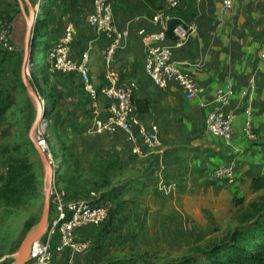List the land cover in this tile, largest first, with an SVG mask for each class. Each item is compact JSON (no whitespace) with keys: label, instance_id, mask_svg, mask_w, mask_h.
Segmentation results:
<instances>
[{"label":"crops","instance_id":"obj_1","mask_svg":"<svg viewBox=\"0 0 264 264\" xmlns=\"http://www.w3.org/2000/svg\"><path fill=\"white\" fill-rule=\"evenodd\" d=\"M24 1L28 0H0V12L13 23ZM111 1L119 29L128 30V43L116 52L112 67L120 81L132 87L135 111L146 127L158 130L162 144L159 148L140 144L142 153L135 154L121 131H87L92 123L90 99L78 73L53 77L61 84L62 96L51 119L57 125H70L62 135L66 148H59L58 153L69 154L75 161L74 169L61 173L68 182L62 189L68 199L110 204L112 210L106 227L103 223L77 230L76 238L91 241L88 249L74 254L54 249L51 264H134L130 259L137 254L167 246V237L172 244L187 230L201 223L206 226L204 213L208 211L202 201L231 203L234 194L252 199L257 194L250 187L252 178L264 175V0H234L232 10L224 14L220 12L221 0H181L177 12L194 30L181 46H175L176 21L172 20L163 43L171 47L172 58L202 89L189 100L177 82L161 90L143 71L154 44L148 36L155 30L151 16L157 1ZM37 7L41 10L36 16L48 11L53 18L49 29L36 36L39 40L34 41L29 57L45 53L71 24L76 30L72 57L88 53L91 80L96 86L104 84L108 72L103 58L105 40L87 20L91 0H40ZM38 42L41 45L37 46ZM25 56L24 51L23 61ZM13 64L7 57L0 69ZM251 77L255 79L252 85ZM7 79V75L0 78V87H8ZM219 89L230 91L221 108L234 117L230 145L206 128V115L216 109L214 98ZM248 108L255 134L251 140L242 132ZM91 156L100 158L95 185L80 180L93 167ZM232 160L236 163L234 183L215 180L214 168ZM55 169L60 174V166ZM91 191L96 196H91ZM193 206L199 209L194 211Z\"/></svg>","mask_w":264,"mask_h":264},{"label":"built area","instance_id":"obj_2","mask_svg":"<svg viewBox=\"0 0 264 264\" xmlns=\"http://www.w3.org/2000/svg\"><path fill=\"white\" fill-rule=\"evenodd\" d=\"M157 9L151 16V22L155 28L148 38L154 42L150 46L148 55L143 63L144 74L161 90H165L173 81L184 92L186 99H193L202 91L191 74L172 58L171 47L164 44L170 21H176L174 27L175 46H181L189 34L194 30L193 25H186L178 14L181 0H156ZM234 0H221L220 12L222 14L232 10ZM99 37L105 40L103 58L107 65V76L104 84L96 86L91 80L89 72V54L84 52L78 59L72 57V48L75 27L67 24L57 41L45 51V59L49 63L48 69L52 73L77 72L81 81V87L90 99V115L92 119L91 129L94 132H123L131 143V150L135 154H141V145L150 148H159L162 141L158 130L154 127H146L137 114L133 104V90L128 84L120 81V76L112 67L115 54L128 43V30H120L114 18V6L111 0H91V11L87 17ZM9 24L0 16V46L14 50L15 45L8 41ZM264 56V51L263 55ZM30 62L27 63L33 64ZM254 77L250 78V84L254 83ZM230 91L219 89L216 92L214 102L216 109L206 115V128L208 132L219 137L226 145H230L234 136L231 113L221 111L227 104ZM100 97L104 98V104L100 105ZM243 135L248 139H254L252 112L248 108L242 128ZM39 148L44 155L51 159V150L48 144L38 141ZM57 160V159H55ZM57 162V161H56ZM235 161L221 164L214 168L215 180L226 182L230 185L235 180ZM59 164L56 163V167ZM58 169L52 172V179L48 184L49 214L47 226L40 238L35 240L30 249L26 264H51L53 250L68 249L71 253H80L91 246V241L76 238V232L82 227L100 226L109 217L111 205L92 202L85 198L68 199L65 191L58 184ZM91 196L96 192L91 191Z\"/></svg>","mask_w":264,"mask_h":264},{"label":"rangeland","instance_id":"obj_3","mask_svg":"<svg viewBox=\"0 0 264 264\" xmlns=\"http://www.w3.org/2000/svg\"><path fill=\"white\" fill-rule=\"evenodd\" d=\"M28 1L22 2L21 11L14 18L13 23L7 22L9 24L8 41L19 48L18 56L21 58L18 60V58L11 56V59L15 61L14 64L7 69H0V76L7 75L8 77V87L11 89L14 101L7 112V120L0 127V175L5 171L7 161L10 158L21 157L31 163L32 171L36 175L37 189L35 192L25 193L17 204L10 205L0 202V264L10 263L21 238L39 219L45 199L48 197L47 187L52 179V172L57 168L56 163L60 166L59 182L61 188L63 183L68 185V182L63 181L61 177L62 171L72 170L75 166L74 157H70L69 154L62 156L58 153L59 148H66L62 135L64 129H69L70 125L66 127L57 125L51 119L62 96V91L59 88L61 84L54 81L55 78L53 77L61 73H52L48 69L49 63L46 61L44 53L36 54L35 59L30 58L28 54L30 51L32 52L31 48L34 41L39 40L36 38L35 24L38 21L42 24L38 34L43 33V30L49 29L53 17L48 11H43L44 14L39 12L41 16H36V12L41 10L39 9L40 6L37 7L40 0ZM35 17L37 18L35 19ZM13 39L17 40L19 44H16ZM36 45L41 44L38 42ZM24 51L26 54L24 62L27 64V58H29L32 61L35 60L36 64L32 62L33 64L26 66V74L23 80L21 73ZM14 79L16 84L13 83ZM45 95H50L49 102L46 98L42 99V96ZM40 109H42V113L39 115ZM87 131L94 132L91 127ZM39 140L48 144L52 154L51 159H48L39 148ZM63 158L64 161L62 162ZM99 160V157H90V165L93 167L80 176L82 183L89 181L90 184L95 185L97 180L93 177L99 173ZM242 198L244 201L238 202ZM246 198L234 194L231 203H218L216 205L205 202L206 200L202 201L206 203V211H208L205 212L206 214L204 213L206 226L201 223L194 229L187 230L179 240L173 238L172 244H168L171 237H167V246L152 249L145 255L157 259L158 262H163V260L177 259L193 254L196 250L221 241L232 229L242 224L241 219L245 214L251 212L248 205L251 198ZM193 208L194 211L199 209L197 206H193ZM191 221H194L193 218ZM196 222L198 223L197 219ZM180 242L185 243V245L181 247ZM157 251L161 252V255H158Z\"/></svg>","mask_w":264,"mask_h":264},{"label":"trees","instance_id":"obj_4","mask_svg":"<svg viewBox=\"0 0 264 264\" xmlns=\"http://www.w3.org/2000/svg\"><path fill=\"white\" fill-rule=\"evenodd\" d=\"M0 16L7 22L11 21L1 12ZM41 25L38 21L34 26L37 35ZM11 56L18 58V47L9 50L0 46V67H3L7 57L12 60ZM12 61L15 62L14 59ZM44 98L50 101V95L42 96ZM13 103L11 89L0 87V127L7 120V112ZM250 187L252 192L257 193L254 199L248 201L251 212L245 214L241 219L242 224L232 229L221 241L196 250L193 254L163 262L145 254H137L130 260L134 264H264V175H254ZM36 189V175L31 163L21 157L10 158L5 171L0 175V202L17 204L25 193L35 192ZM241 201L244 199L238 202ZM111 210L104 227L110 223Z\"/></svg>","mask_w":264,"mask_h":264},{"label":"water","instance_id":"obj_5","mask_svg":"<svg viewBox=\"0 0 264 264\" xmlns=\"http://www.w3.org/2000/svg\"><path fill=\"white\" fill-rule=\"evenodd\" d=\"M24 61L22 63V73H21L23 80L26 74L25 68L27 66V64ZM28 62H30L29 58H27V63ZM48 214H49V198L46 197L39 219L23 235L16 248L15 253L12 255V259L9 264H26V262L28 261L32 243L38 238H40L46 229Z\"/></svg>","mask_w":264,"mask_h":264},{"label":"bare ground","instance_id":"obj_6","mask_svg":"<svg viewBox=\"0 0 264 264\" xmlns=\"http://www.w3.org/2000/svg\"><path fill=\"white\" fill-rule=\"evenodd\" d=\"M32 22V21H31ZM30 23V22H29ZM42 113V109H40L39 111H38V114L40 115Z\"/></svg>","mask_w":264,"mask_h":264}]
</instances>
